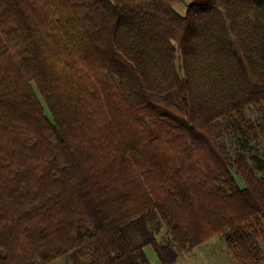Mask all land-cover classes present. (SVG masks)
I'll use <instances>...</instances> for the list:
<instances>
[{
	"label": "trees",
	"instance_id": "16d2710c",
	"mask_svg": "<svg viewBox=\"0 0 264 264\" xmlns=\"http://www.w3.org/2000/svg\"><path fill=\"white\" fill-rule=\"evenodd\" d=\"M248 111L264 0H0V264H259Z\"/></svg>",
	"mask_w": 264,
	"mask_h": 264
},
{
	"label": "rangeland",
	"instance_id": "374dc122",
	"mask_svg": "<svg viewBox=\"0 0 264 264\" xmlns=\"http://www.w3.org/2000/svg\"><path fill=\"white\" fill-rule=\"evenodd\" d=\"M174 8L179 14L185 15L186 5L184 3H177ZM247 116L255 122L254 131H247V134L245 133L251 137L249 140L250 145L247 149L250 152L256 151L257 158L264 161V120L255 111H248ZM254 163L255 165L257 164L256 160H254ZM260 173L264 174V170L260 171ZM149 251H151L152 255L151 260L148 258L149 264H160L151 246L148 247L147 254ZM51 264L74 263L71 262L69 256H64ZM176 264H233V261L228 253L225 237L218 236L195 249L183 252ZM259 264H264V260Z\"/></svg>",
	"mask_w": 264,
	"mask_h": 264
},
{
	"label": "crops",
	"instance_id": "0c3cea01",
	"mask_svg": "<svg viewBox=\"0 0 264 264\" xmlns=\"http://www.w3.org/2000/svg\"><path fill=\"white\" fill-rule=\"evenodd\" d=\"M147 249H148V247H146V248L144 249L145 255H146L147 259L149 258V259L151 260V256H152V255H151V251L148 252V254H149V256H148V254H147ZM156 258H157V256H156ZM149 259H148V260H149Z\"/></svg>",
	"mask_w": 264,
	"mask_h": 264
}]
</instances>
